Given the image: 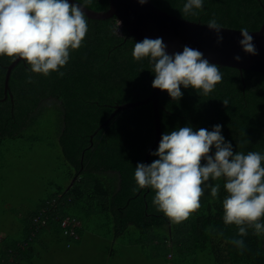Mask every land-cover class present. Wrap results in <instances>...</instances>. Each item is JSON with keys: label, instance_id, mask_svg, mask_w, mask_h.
<instances>
[{"label": "trees", "instance_id": "trees-1", "mask_svg": "<svg viewBox=\"0 0 264 264\" xmlns=\"http://www.w3.org/2000/svg\"><path fill=\"white\" fill-rule=\"evenodd\" d=\"M151 1L173 16L205 25L213 18L224 28L250 32L264 25V0H204L195 14L182 12L185 0ZM79 2L96 12L110 8L109 0ZM87 19L88 32L81 46L70 50L65 66L45 76L31 72L23 60L11 73L7 96L8 67L18 57L0 56V147L8 139L22 138L49 109V121L56 117L62 151L75 171L73 185L60 187L23 219V241L12 243L15 249L7 248L5 253L24 259L33 250L29 244L47 231L59 230L66 239L79 240L83 226L77 209L83 207L112 215L118 234L132 225L145 237L160 235L163 243L170 245L166 264H177V256L187 262L191 256L204 253L213 255L217 264H264V237L256 236L251 228L239 237L236 225L223 222V181L219 182L218 198L212 199L206 192L200 198L201 207L180 222L157 210L152 189L137 185L135 166L146 162L156 141L153 105L120 112L108 126H101L117 107L149 98L154 74L147 58H133L138 41L117 18ZM220 70L222 81L207 95L181 87L182 98L172 100L163 91L162 134L185 125L211 130L220 124L223 136L237 151L264 153V74L244 71L242 76L237 69ZM225 100L226 106L222 103ZM154 159L157 157L151 156L149 163ZM67 218L78 222L72 228L78 239L65 235L62 224ZM233 238L243 239L245 248L240 250L230 243Z\"/></svg>", "mask_w": 264, "mask_h": 264}, {"label": "clouds", "instance_id": "clouds-1", "mask_svg": "<svg viewBox=\"0 0 264 264\" xmlns=\"http://www.w3.org/2000/svg\"><path fill=\"white\" fill-rule=\"evenodd\" d=\"M138 2L143 5L147 0ZM203 4L204 0H185L182 12L195 14ZM84 9L79 0L71 4L69 0H0V56L26 60L33 73L47 76L58 71L88 32ZM206 25L222 42L218 21L213 18ZM239 31L242 50L255 55L253 36L246 28ZM166 49L162 38L146 37L134 43L132 55L137 61L148 59L154 74L152 87L166 91L172 100L182 98L181 87L207 95L222 81L220 67L199 50L184 46L181 52L169 54ZM222 127L194 130L185 125L166 131L158 148L150 152L157 159L137 163L134 180L140 188L152 189L157 210L176 222L199 209L206 192L218 198L223 181L224 224L236 225L239 237L246 236L249 228L264 237V153L237 151L223 136ZM230 243L245 248L243 239L233 238Z\"/></svg>", "mask_w": 264, "mask_h": 264}, {"label": "rangeland", "instance_id": "rangeland-1", "mask_svg": "<svg viewBox=\"0 0 264 264\" xmlns=\"http://www.w3.org/2000/svg\"><path fill=\"white\" fill-rule=\"evenodd\" d=\"M50 115L46 109V117H40L22 138L8 139L0 147V264H166L170 245L160 235L145 237L132 225L118 234L112 215L83 207L77 209L83 226L79 240H68L59 230L47 231L29 244L33 250L24 259L5 253L22 238L23 219L60 187L72 183L75 171L62 151L57 119L49 121ZM174 260L177 264H217L210 253L191 256L187 262L180 256Z\"/></svg>", "mask_w": 264, "mask_h": 264}, {"label": "water", "instance_id": "water-1", "mask_svg": "<svg viewBox=\"0 0 264 264\" xmlns=\"http://www.w3.org/2000/svg\"><path fill=\"white\" fill-rule=\"evenodd\" d=\"M74 2L75 0H69L70 4ZM109 2L110 8L106 12H96L83 4L81 5L85 8L86 16L91 20L105 21L117 18L121 27L126 29L129 36L135 38L138 42L146 37L150 39L162 38L167 45L166 50L169 54L181 52L184 46H188L202 52L203 58L210 63L216 64L221 68L237 69L242 76L244 71L264 74V25L257 32L249 31V34L253 36V43L256 49V54L251 55L245 53L239 44V40L242 39L239 30L223 27L220 30L223 40L218 43L216 33L210 30L207 25L173 16L158 8L151 0H147V3L143 5L138 0H109ZM237 55L241 57L239 61L234 59ZM23 60L18 57L8 67L5 83L6 96L10 91L9 81L11 73ZM162 93L163 91L154 88L149 98L117 107L111 118L101 126V128L108 126L120 112L152 104L155 113L156 141L152 149L147 153L145 163H149L152 156L150 152L158 148L162 136L160 115Z\"/></svg>", "mask_w": 264, "mask_h": 264}, {"label": "built area", "instance_id": "built-area-1", "mask_svg": "<svg viewBox=\"0 0 264 264\" xmlns=\"http://www.w3.org/2000/svg\"><path fill=\"white\" fill-rule=\"evenodd\" d=\"M77 225H78V222H76L75 220L71 221L70 219L67 218L62 224V227L65 230V235H73L75 239H78V236L75 235V232L73 230L76 228Z\"/></svg>", "mask_w": 264, "mask_h": 264}]
</instances>
